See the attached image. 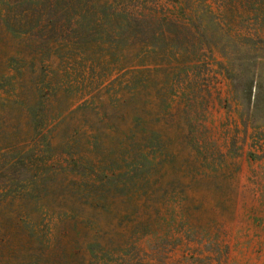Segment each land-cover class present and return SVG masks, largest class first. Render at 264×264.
<instances>
[{
	"label": "rangeland",
	"instance_id": "1",
	"mask_svg": "<svg viewBox=\"0 0 264 264\" xmlns=\"http://www.w3.org/2000/svg\"><path fill=\"white\" fill-rule=\"evenodd\" d=\"M178 4L109 45L0 0V264H264V0Z\"/></svg>",
	"mask_w": 264,
	"mask_h": 264
},
{
	"label": "trees",
	"instance_id": "2",
	"mask_svg": "<svg viewBox=\"0 0 264 264\" xmlns=\"http://www.w3.org/2000/svg\"><path fill=\"white\" fill-rule=\"evenodd\" d=\"M36 5L38 9H29L24 14L19 15L20 20L15 22L14 27H9L14 33L34 35L36 31L41 30L45 21V16L51 14L56 8L61 13H74L80 22H84L86 16H89L91 22L97 29L108 28L106 33V43L109 45H118L120 33L125 31L124 38L134 39L137 42H146L140 39L144 34L147 44L153 42L155 35L152 26L157 22L156 12L158 8L165 6L171 13L175 10L184 11V7L179 5V0H163V4L149 3L146 10L142 8L143 0H29ZM204 2L206 0H203ZM171 5V6H169ZM187 14V13H186ZM188 15V14H187ZM186 15L187 20H192V16ZM162 22H170L168 17ZM89 19V20H90ZM24 20V24H21ZM196 21V20H195ZM200 21V20H198ZM55 28L54 24L52 25ZM11 28V29H10ZM24 28V29H23ZM116 31L118 33H116ZM163 35V34H162ZM120 37V38H119ZM150 42V43H148Z\"/></svg>",
	"mask_w": 264,
	"mask_h": 264
}]
</instances>
